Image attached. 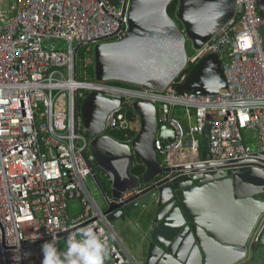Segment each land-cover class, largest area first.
Instances as JSON below:
<instances>
[{"label": "built area", "instance_id": "obj_1", "mask_svg": "<svg viewBox=\"0 0 264 264\" xmlns=\"http://www.w3.org/2000/svg\"><path fill=\"white\" fill-rule=\"evenodd\" d=\"M124 2L0 0V264H42V246L54 233L64 250L70 234L89 226L108 242L104 264H141L86 186L95 159L79 108L90 92L121 101L107 115L104 133L124 132L126 142L140 130L132 126L138 115H129L133 103L156 105L159 126L175 131L173 140H155L163 166L199 162L206 126L215 169L264 166L258 155L264 152V0H237L236 15L196 47L185 71L164 91L100 81L90 73L97 41L82 43L119 39L129 28ZM51 40L65 41V49L48 47ZM209 54L220 55L226 87L215 94L179 93L188 68ZM73 198L82 205L77 216L69 213ZM263 226L264 212L246 256L234 264L250 258Z\"/></svg>", "mask_w": 264, "mask_h": 264}, {"label": "water", "instance_id": "obj_2", "mask_svg": "<svg viewBox=\"0 0 264 264\" xmlns=\"http://www.w3.org/2000/svg\"><path fill=\"white\" fill-rule=\"evenodd\" d=\"M172 1L125 0L124 12L129 2L128 30L117 40L102 41L110 38L104 37L82 43L97 41V80L164 91L186 69L187 37L200 48L237 12V0H179L175 17L183 23V31L168 13ZM260 31L264 37V26ZM224 87L220 55L209 54L188 68L177 91L215 94ZM120 105L119 99L93 91L79 108L91 137L95 165L111 181L107 194L92 170L106 198L104 214L108 221L113 223L139 207L147 211L155 205L151 212L155 226L143 242L144 264H234L245 257L249 237L264 212V166L215 169L209 162L208 126L202 132L199 162L163 166L155 140H173L174 129L159 126L156 105L139 100L132 105L141 124L138 134L131 142L118 140L104 132L107 115ZM258 155L264 157V152ZM137 165L143 167L142 173L133 172ZM128 192L134 194L121 201ZM262 248L264 226L251 252Z\"/></svg>", "mask_w": 264, "mask_h": 264}, {"label": "rangeland", "instance_id": "obj_3", "mask_svg": "<svg viewBox=\"0 0 264 264\" xmlns=\"http://www.w3.org/2000/svg\"><path fill=\"white\" fill-rule=\"evenodd\" d=\"M175 20L180 27L181 30L184 31L183 23L180 22V20L175 17ZM47 45V44H46ZM93 48L94 45H91ZM48 47H52L55 49H65L66 42L60 41V40H51L48 42ZM186 48L188 56L192 57L196 54L197 48L194 45V42L187 37L186 41ZM82 62V52L79 53V64ZM79 71H81V68L79 67ZM90 73L94 76L95 75V66H92L90 69ZM131 87H137L141 88L139 86H134L129 84ZM179 111L181 112L182 109L180 108ZM136 114V113H135ZM137 115V114H136ZM181 117H184V114L181 115ZM133 128L136 130H139L141 124L139 120H135L132 122ZM96 174L98 178L101 181V184L103 188L107 191V194L111 192V183L106 177L105 172L99 168L96 167ZM86 186L94 198V200L99 204V206L105 210L107 208L106 198L103 194L101 186L98 184L96 178L94 175H90L86 179ZM82 211V205L80 203V200L78 198H73L69 200V213L71 216H77ZM147 214H150V212H146L145 208L139 207L130 213L126 214L123 218L111 223L112 227L114 228V233L116 237L121 239L123 244L126 246L127 250L130 252L132 256L135 257L137 262H140L141 264H144L145 258L144 255L141 253V247L143 246L144 239L146 237V232L144 227L141 225L144 223V221L147 218ZM150 232L148 233L149 237ZM112 237L113 242H117V238ZM136 246H138V249L135 250ZM62 247L64 248V244H62ZM250 255V259H246L242 264H264V248L260 249L258 253H251L248 252Z\"/></svg>", "mask_w": 264, "mask_h": 264}, {"label": "clouds", "instance_id": "obj_4", "mask_svg": "<svg viewBox=\"0 0 264 264\" xmlns=\"http://www.w3.org/2000/svg\"><path fill=\"white\" fill-rule=\"evenodd\" d=\"M108 250L107 240L94 230V226L70 234L64 250L58 247L54 233L53 239L42 246V264H104Z\"/></svg>", "mask_w": 264, "mask_h": 264}, {"label": "trees", "instance_id": "obj_5", "mask_svg": "<svg viewBox=\"0 0 264 264\" xmlns=\"http://www.w3.org/2000/svg\"><path fill=\"white\" fill-rule=\"evenodd\" d=\"M178 2L179 0H173L171 2V4L168 6V13L172 16V17H175V13H176V9H177V6H178ZM112 83H116V84H125V85H129V84H126V83H123V82H120V81H111ZM129 115L130 117H134L135 113L132 109H130L129 111ZM112 135L118 139V140H124L125 137H126V133L124 132H112ZM96 165L94 163V169H96ZM143 167L140 166V165H137L134 169H133V172L136 173V174H139V173H142L143 172ZM96 171V170H95Z\"/></svg>", "mask_w": 264, "mask_h": 264}, {"label": "crops", "instance_id": "obj_6", "mask_svg": "<svg viewBox=\"0 0 264 264\" xmlns=\"http://www.w3.org/2000/svg\"><path fill=\"white\" fill-rule=\"evenodd\" d=\"M201 153H202V148H201V150L199 152V156H201ZM141 225L144 227L145 232H146V235H148V231L150 230V228L154 226V224L152 223L151 217H149L148 219L146 218V220L144 221V223L141 224ZM137 249H138V246H136L135 250H137ZM145 250H146V245L143 243V246L141 247V250H140L141 253H142V255H145Z\"/></svg>", "mask_w": 264, "mask_h": 264}, {"label": "flooded vegetation", "instance_id": "obj_7", "mask_svg": "<svg viewBox=\"0 0 264 264\" xmlns=\"http://www.w3.org/2000/svg\"><path fill=\"white\" fill-rule=\"evenodd\" d=\"M150 208V207H149ZM155 205H152V207H151V209H149V210H147L146 212H150V214H147L148 216H147V219L149 218V217H151V219H152V223L154 224V226H155V223L153 222V220H154V215L151 213V212H153L154 210H155ZM153 226V227H154ZM153 227H151L150 228V230L148 231V233L151 231V229L153 228ZM144 258H145V255H144Z\"/></svg>", "mask_w": 264, "mask_h": 264}]
</instances>
